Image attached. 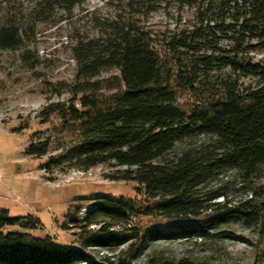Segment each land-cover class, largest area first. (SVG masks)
<instances>
[{"label":"trees","instance_id":"16d2710c","mask_svg":"<svg viewBox=\"0 0 264 264\" xmlns=\"http://www.w3.org/2000/svg\"><path fill=\"white\" fill-rule=\"evenodd\" d=\"M181 3L195 8V23L165 41L176 71L162 65L148 34L134 23L105 22L97 38L76 44L73 55L77 79L117 69L122 86L102 105L81 98V109L51 104L42 111L45 117L58 114L65 124L75 125L81 132L80 140L63 156L50 159L45 170L49 166L87 170L113 163L125 169L107 178L143 186L146 198L158 201L154 209L159 215L198 218L203 196H207L205 201L224 197L219 192L201 195L206 185L226 171L250 180L264 166V58L255 61L252 55L264 51V0H181ZM19 44L18 29L0 28V48L11 49ZM226 69L230 75L215 90L206 85L212 94L204 109L186 112L176 107L171 81L196 90L204 84L203 79H211L212 74ZM231 76L254 78L257 86L240 93L228 81ZM199 136L211 138L210 143L175 160L165 159L176 142ZM25 154L45 156L47 147L31 143ZM95 201L86 223L99 218L116 219L121 225L129 223L131 202L103 196ZM217 207L224 217L205 225L206 230L227 222L224 218L253 224L264 215V200L255 197L234 209L225 204ZM14 226L23 231L36 229L31 219L11 217L7 209L0 208V264H108L96 260L85 249L57 244L47 236L3 232L4 228ZM115 226L119 225L102 222L98 236L82 245L83 248L125 243L127 239L111 237L115 236L112 230ZM190 231H156L143 236L134 234L131 238L139 239L140 254L150 241L189 236ZM220 234L233 238L228 233ZM176 264L193 263L181 260Z\"/></svg>","mask_w":264,"mask_h":264},{"label":"rangeland","instance_id":"374dc122","mask_svg":"<svg viewBox=\"0 0 264 264\" xmlns=\"http://www.w3.org/2000/svg\"><path fill=\"white\" fill-rule=\"evenodd\" d=\"M194 13L195 8L183 5L181 0H0V28L11 26L20 33L19 46L0 48V208L7 209L11 217H24L36 223L35 230L23 231L14 226L4 228L3 232L47 236L57 244L85 249L96 260L108 264H176L181 260L193 264H264V215L253 224L224 218L227 222L217 228H204L224 217L217 204L234 209L254 197L264 200V166L250 180L226 171L206 185L201 195L219 192L224 197L205 201L207 196H203L198 218L159 215L154 209L158 201L148 200L143 186L107 178L125 169L113 163L87 170L53 166L45 170L50 159L63 156L80 140L81 132L75 125L65 124L58 114L45 117L42 111L51 104L81 109V98L102 105L122 86L117 69L77 79L73 55L76 44L97 38L105 22L134 23L148 34L162 65L176 71L165 41L191 27L195 23ZM252 55L259 61L264 58V51ZM228 75L227 69L212 74L196 90L171 81L176 107L186 112L204 109L212 94L206 85L215 90ZM228 81L240 93L257 86L254 78L231 76ZM210 141L203 136L183 139L176 142L165 159L175 160ZM31 143L46 145L47 154L26 155ZM99 196L131 202L130 227L109 218L86 223L87 213L95 207V198ZM101 221L119 225L114 229L115 236L108 237L127 241L118 246L83 248L98 236ZM183 229H191V234L150 241L140 254L139 239L131 238L134 234L178 233ZM222 232L233 238L221 237Z\"/></svg>","mask_w":264,"mask_h":264},{"label":"built area","instance_id":"2783aa9c","mask_svg":"<svg viewBox=\"0 0 264 264\" xmlns=\"http://www.w3.org/2000/svg\"><path fill=\"white\" fill-rule=\"evenodd\" d=\"M122 226H125V227H130V222L127 223L126 225H122ZM115 228H119V226H116V227H113L112 229L114 230ZM116 230V229H115Z\"/></svg>","mask_w":264,"mask_h":264}]
</instances>
